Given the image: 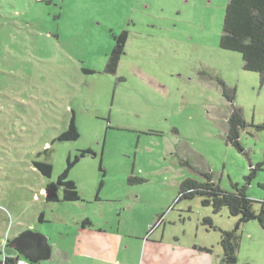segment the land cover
Segmentation results:
<instances>
[{
    "label": "rangeland",
    "instance_id": "1",
    "mask_svg": "<svg viewBox=\"0 0 264 264\" xmlns=\"http://www.w3.org/2000/svg\"><path fill=\"white\" fill-rule=\"evenodd\" d=\"M228 1L0 0V258L6 240L9 251L44 236L53 256L29 264H222V231L234 230L236 263L264 264L256 219L179 198L186 177L230 190L258 164L246 193L264 200V77L220 47ZM237 107L244 151L226 141ZM72 116L80 135L57 139ZM64 170L80 200L62 188L47 200Z\"/></svg>",
    "mask_w": 264,
    "mask_h": 264
},
{
    "label": "trees",
    "instance_id": "2",
    "mask_svg": "<svg viewBox=\"0 0 264 264\" xmlns=\"http://www.w3.org/2000/svg\"><path fill=\"white\" fill-rule=\"evenodd\" d=\"M220 36V47L231 49L241 53L244 68L248 71L258 72L264 77V0H229L225 7L224 22ZM115 45L111 49L110 58L106 63L105 69L114 73L117 69L118 62L125 48L127 32L123 31L114 34ZM86 72L90 69H84ZM223 95L230 101H233L235 90L221 82ZM75 117L68 122V128L57 136L59 140H73L80 135L75 122ZM227 142L240 151H244L240 143V129L247 126L242 109L234 108L228 116ZM256 128L264 129V122L254 125ZM82 150L81 156L86 152ZM79 155H75L77 161ZM71 163V162H70ZM72 164V163H71ZM43 174L51 176L52 167L50 162L38 161L35 164ZM259 165L250 164V171L244 175V183L231 182V189H223L217 184L210 173H203L205 179L198 181L192 177H186L180 183L179 198H190L194 194L203 197L202 202L210 204L214 212H219L226 207L230 214L238 216L239 223H245L251 219H256L264 227V200L257 201L246 193V186L254 177ZM131 180L143 182L144 179L131 177ZM47 189H53V197L46 199L49 201L59 200V189L62 188L61 198L64 201L80 200V193L76 188L73 179H69L67 170L54 182L47 184ZM259 204V208L254 207V203ZM204 222H212L210 217H205ZM9 241V240H8ZM221 245L223 249L221 262L222 264H237V247L239 245L238 235L234 230L222 231ZM6 244L3 246V254L0 258V264H17L19 259H26L24 256L16 253L15 250L7 251ZM11 247V246H10ZM13 248V247H12ZM48 256V255H47ZM28 260V259H27ZM29 261V260H28Z\"/></svg>",
    "mask_w": 264,
    "mask_h": 264
},
{
    "label": "water",
    "instance_id": "3",
    "mask_svg": "<svg viewBox=\"0 0 264 264\" xmlns=\"http://www.w3.org/2000/svg\"><path fill=\"white\" fill-rule=\"evenodd\" d=\"M53 189H48L46 197H53ZM15 248H18L20 255L31 257L33 260L39 257H44L49 253V246L47 245L46 237L25 236L17 237L14 241Z\"/></svg>",
    "mask_w": 264,
    "mask_h": 264
},
{
    "label": "crops",
    "instance_id": "4",
    "mask_svg": "<svg viewBox=\"0 0 264 264\" xmlns=\"http://www.w3.org/2000/svg\"><path fill=\"white\" fill-rule=\"evenodd\" d=\"M42 191H43V188H42ZM46 198H47V197H46ZM16 253L20 255V253L17 252V250H16ZM52 253H53L52 248L49 246V253L47 254L48 256L46 255V256H44V257L50 258V257L53 256ZM105 261H106V263H113L112 258H111V257H108V256H107V258L105 259Z\"/></svg>",
    "mask_w": 264,
    "mask_h": 264
},
{
    "label": "built area",
    "instance_id": "5",
    "mask_svg": "<svg viewBox=\"0 0 264 264\" xmlns=\"http://www.w3.org/2000/svg\"><path fill=\"white\" fill-rule=\"evenodd\" d=\"M17 264H29V261L27 259H19Z\"/></svg>",
    "mask_w": 264,
    "mask_h": 264
}]
</instances>
